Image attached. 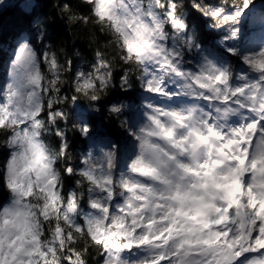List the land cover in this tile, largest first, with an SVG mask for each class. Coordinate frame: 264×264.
I'll list each match as a JSON object with an SVG mask.
<instances>
[{
  "label": "clouds",
  "instance_id": "1",
  "mask_svg": "<svg viewBox=\"0 0 264 264\" xmlns=\"http://www.w3.org/2000/svg\"><path fill=\"white\" fill-rule=\"evenodd\" d=\"M9 12L0 264H264V0Z\"/></svg>",
  "mask_w": 264,
  "mask_h": 264
},
{
  "label": "trees",
  "instance_id": "2",
  "mask_svg": "<svg viewBox=\"0 0 264 264\" xmlns=\"http://www.w3.org/2000/svg\"><path fill=\"white\" fill-rule=\"evenodd\" d=\"M26 17L18 15L15 12L6 13L2 19H0V26L3 28V35L5 38L11 33L16 27L26 22Z\"/></svg>",
  "mask_w": 264,
  "mask_h": 264
},
{
  "label": "snow or ice",
  "instance_id": "3",
  "mask_svg": "<svg viewBox=\"0 0 264 264\" xmlns=\"http://www.w3.org/2000/svg\"><path fill=\"white\" fill-rule=\"evenodd\" d=\"M22 51H23V50H22ZM260 66H261V67H264V63H261ZM259 230H260L261 233H264V225H261ZM255 243H256L257 245H264V237H257Z\"/></svg>",
  "mask_w": 264,
  "mask_h": 264
}]
</instances>
